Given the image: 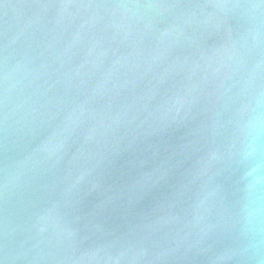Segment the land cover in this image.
I'll list each match as a JSON object with an SVG mask.
<instances>
[{"label": "water", "instance_id": "obj_1", "mask_svg": "<svg viewBox=\"0 0 264 264\" xmlns=\"http://www.w3.org/2000/svg\"><path fill=\"white\" fill-rule=\"evenodd\" d=\"M257 120L264 0H0V264H264Z\"/></svg>", "mask_w": 264, "mask_h": 264}, {"label": "clouds", "instance_id": "obj_2", "mask_svg": "<svg viewBox=\"0 0 264 264\" xmlns=\"http://www.w3.org/2000/svg\"><path fill=\"white\" fill-rule=\"evenodd\" d=\"M249 133L251 137L249 151L250 154H255L261 146L262 138H264V122L257 120L252 123L249 127ZM261 185H264V177L256 176L252 185L253 206L249 210V216L252 226L257 232L261 230L260 218L264 216V204L261 203L264 201V195L257 191Z\"/></svg>", "mask_w": 264, "mask_h": 264}]
</instances>
